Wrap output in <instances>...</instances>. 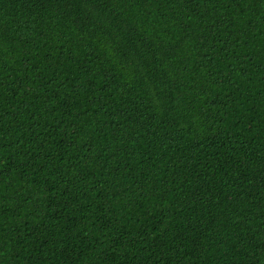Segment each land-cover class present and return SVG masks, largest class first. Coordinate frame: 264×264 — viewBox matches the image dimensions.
Masks as SVG:
<instances>
[{
	"label": "trees",
	"instance_id": "trees-1",
	"mask_svg": "<svg viewBox=\"0 0 264 264\" xmlns=\"http://www.w3.org/2000/svg\"><path fill=\"white\" fill-rule=\"evenodd\" d=\"M0 264H264V0H0Z\"/></svg>",
	"mask_w": 264,
	"mask_h": 264
}]
</instances>
